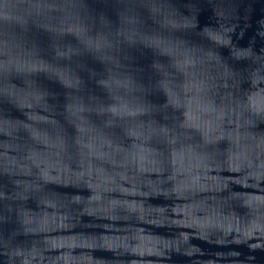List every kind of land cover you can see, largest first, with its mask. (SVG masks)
Masks as SVG:
<instances>
[{
  "label": "water",
  "instance_id": "water-1",
  "mask_svg": "<svg viewBox=\"0 0 264 264\" xmlns=\"http://www.w3.org/2000/svg\"><path fill=\"white\" fill-rule=\"evenodd\" d=\"M0 264H264V0H0Z\"/></svg>",
  "mask_w": 264,
  "mask_h": 264
}]
</instances>
